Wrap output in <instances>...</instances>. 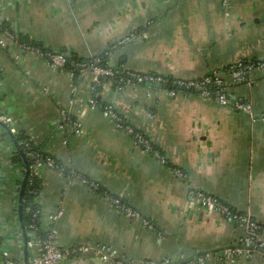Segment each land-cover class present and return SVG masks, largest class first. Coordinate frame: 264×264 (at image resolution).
Instances as JSON below:
<instances>
[{
	"label": "crops",
	"instance_id": "1",
	"mask_svg": "<svg viewBox=\"0 0 264 264\" xmlns=\"http://www.w3.org/2000/svg\"><path fill=\"white\" fill-rule=\"evenodd\" d=\"M0 21L45 47L81 57L131 37L112 54L113 64L129 71L201 78L241 59L264 60V0H0ZM231 86L250 112L201 93L171 95L136 83L121 89L107 83L99 91L103 103L160 147L174 166L169 167L91 106L88 73L76 78L13 40L0 46V264H22L34 255L18 215L24 170L11 159L15 144L9 129L26 132L61 165L141 213L128 218L81 179L42 166L36 200L42 224L54 228L60 246L104 244L118 250L125 264L165 259L200 264L196 259L202 255L205 264H264V250L252 258H220L242 229L194 203L191 194L217 195L264 223V76ZM62 109L81 123L80 133L61 126ZM57 211L61 214L51 221ZM62 264L116 263L87 253Z\"/></svg>",
	"mask_w": 264,
	"mask_h": 264
},
{
	"label": "built area",
	"instance_id": "2",
	"mask_svg": "<svg viewBox=\"0 0 264 264\" xmlns=\"http://www.w3.org/2000/svg\"><path fill=\"white\" fill-rule=\"evenodd\" d=\"M229 0H225L228 3ZM13 35L9 32L0 33V44L2 46H6L9 40L12 41ZM131 37H126L119 43H115L111 45L112 49H116L120 44ZM8 40V41H7ZM17 43V41H15ZM20 44V43H19ZM22 48L25 46L20 45ZM27 50H32L30 47H26ZM35 53L42 58L48 56L47 59L53 65L54 68L61 69L67 61L68 52L54 50L53 52H41L36 51ZM112 54H110L109 58L105 62V64L100 63L99 59L93 55L91 57L92 61L89 65L78 64L83 67V71L88 73L91 76V84L93 87L95 84L101 82L103 78L111 77L115 73H120V68L117 69L118 66L113 64ZM231 70L225 71L221 68H216L211 73H207L201 78H191V79H178L177 82L180 85L189 87V88H198L201 89V95L204 98L213 100L218 102L224 106H232L238 111H251V106L244 102L241 99L234 98L232 94V86L231 83H241L251 81L257 75L264 76V60H238L236 62L231 63ZM128 76L126 83L121 87H125L126 85L134 84L136 82H144V81H153V82H164L165 79L161 76H151L147 74L137 73L133 71H126ZM214 82L219 88L215 90L206 89L205 86L209 83ZM120 88V89H121ZM169 93L171 95H175L177 91L170 90ZM89 103L92 107H98L97 101L95 98L91 97ZM234 102V103H233ZM104 115L112 118L117 122L118 126L131 131V134L135 138V142L137 145L155 155L156 157H160L159 151H154L151 147L149 139L146 138L142 132H136L135 127L126 124L124 121V117L119 114L111 104H107L103 109ZM61 126H66L70 128L74 133H80L82 131L81 123L75 121L70 113L66 109L61 110ZM163 160V159H161ZM164 161V160H163ZM54 160H50L48 167H53ZM44 166L41 162L37 163V169ZM175 173L181 177L186 178V173L181 168H175ZM72 178L81 179L83 182L87 183L89 180L82 175H74ZM94 189H97L100 185L98 182L92 180L89 182ZM191 194L193 195L194 203L200 204L202 207L207 209V211L219 212L223 214L226 219L236 224L239 228L242 229V236L234 242L229 247L225 248L223 254L220 258L226 257L227 259H235L241 257H253L257 252L264 250V223H261L253 218V216L245 211H239L231 207L228 203L223 201L217 195L211 194L209 192L203 190H191ZM105 197L111 201L112 205L122 211V213L128 218H137L141 216V213L133 208L131 205H127L122 203L119 198H115L110 194H106ZM61 214V211H57L53 214L50 219L51 221H55L58 216ZM144 223L152 229H155L154 224L151 220L144 218ZM43 226V229L47 231L46 237L42 238L39 234L40 228L38 226H32L31 229V238L28 242V247L30 251H34V255L30 257L27 263L22 264H62L66 258H72L77 255H85L87 253H93L100 257L105 262H113L116 264H125L127 263L118 250L108 247L104 244H97L93 242H83L79 244H73L68 246H60L56 240V233L52 226ZM209 254H206L208 257ZM206 257L205 255L199 256L196 261L200 262V264H205ZM195 262H178L176 260L165 259L163 261H148L147 264H194ZM10 264H13L10 261Z\"/></svg>",
	"mask_w": 264,
	"mask_h": 264
},
{
	"label": "trees",
	"instance_id": "3",
	"mask_svg": "<svg viewBox=\"0 0 264 264\" xmlns=\"http://www.w3.org/2000/svg\"><path fill=\"white\" fill-rule=\"evenodd\" d=\"M10 32L13 35L12 40L17 41V43H20V45H24L25 48L23 47V50H26V47H30V49H34L36 51H41V52H53L54 50L48 47H45L41 41L34 40L26 35H21V34H16L13 32V30L10 28V26L5 22V21H0V33H7ZM0 46H2L0 44ZM117 49V48H116ZM116 49H112V47L106 48L104 51L101 53L95 55L100 63L105 64L107 59L109 58L110 54L113 53ZM64 51V50H63ZM48 56H45V59H48ZM91 56L89 57H81L75 52H69L67 55V61L64 64V66L61 68L66 71H70L75 75V77H80L83 71V67L78 65V64H85L89 65L92 61ZM248 60V59H244ZM231 63L224 65L221 67V69H224L225 71H230L231 70ZM120 68V73H115L111 77L103 78L100 83L95 84L94 90H93V95L92 97L95 98L97 101V104L100 108H104L107 104L103 103L101 99L97 96L100 90L104 88V86L107 83H111L112 86L116 89H120L125 83L128 78L126 74V70L123 67H117V69ZM213 70H211L209 73H211ZM137 72V71H133ZM137 73H142V74H147L151 76H161L165 79L164 82H153V81H144V82H136V84L147 86L152 89H166L168 91L170 90H175V91H181V92H192V93H201L202 90L198 88H189L183 85L178 84L177 77H173L171 75H161V74H156V73H151V72H137ZM245 82L241 83H232L233 85H240L244 84ZM217 84L214 82L209 83L205 86L206 89L209 90H215L219 88ZM234 103V102H233ZM136 132H141V130L136 129ZM9 132L12 135L14 144H15V150L13 151L12 154V161L15 164H18L22 166L24 170V177L23 179L19 182V191H21V185L23 181L25 182V188H24V193L22 197V223L25 226V229L27 231V235L30 238L31 237V229L32 226H38L40 228V236L42 238L46 237L47 231L43 229V224H42V212L40 210V207L37 203V195L41 192L42 189V179L38 173L37 169V163L41 162L44 166H49L50 160H54V165L52 168L57 169V170H62L64 172V175L68 178L71 179L74 175H82L85 177L82 173L78 172L77 170L73 168H68L64 167L59 163V161L53 157L49 152H47L41 145L36 144L33 139L24 131H19V132H12L9 129ZM143 133V132H142ZM146 135L145 133H143ZM146 138L149 139L151 147L154 151H159L161 159H163V163L169 167H174L168 160L167 158L164 157L162 154L163 152L160 150V147L153 143V141L146 135ZM173 169V168H172ZM90 181L93 179H90L88 177H85ZM87 182L86 186L102 195L105 196L106 194H110L111 196H114L115 198H119L122 203H125L128 205V203L123 200L120 196L115 195L113 193H110L106 188L103 186H99L97 189H94L91 184ZM111 202V201H110ZM112 204V203H111ZM19 211V210H18ZM19 215V212H18Z\"/></svg>",
	"mask_w": 264,
	"mask_h": 264
},
{
	"label": "water",
	"instance_id": "4",
	"mask_svg": "<svg viewBox=\"0 0 264 264\" xmlns=\"http://www.w3.org/2000/svg\"><path fill=\"white\" fill-rule=\"evenodd\" d=\"M24 188H25V182L23 181L22 185H21V191H20V197H19V204H18V212H19V219L21 221V225H22V228L24 230V236H25V239H26V247L27 249H29L28 247V238H27V231L25 229V226L23 225L22 223V197H23V193H24ZM28 251V250H27ZM28 262V259L25 261V263Z\"/></svg>",
	"mask_w": 264,
	"mask_h": 264
},
{
	"label": "rangeland",
	"instance_id": "5",
	"mask_svg": "<svg viewBox=\"0 0 264 264\" xmlns=\"http://www.w3.org/2000/svg\"><path fill=\"white\" fill-rule=\"evenodd\" d=\"M10 33V32H9ZM11 34V33H10ZM133 35V34H132ZM8 41V40H7ZM9 41H11V40H9ZM111 46V45H110ZM109 46V47H110ZM108 48V47H107ZM45 53V52H44ZM85 73V72H84ZM178 79H191V78H178ZM91 88L94 90V87H93V84H91ZM110 104V103H109ZM112 105V104H111ZM120 114V113H119ZM124 119V121L126 122V124H128V125H130V126H132L133 128H134V126L133 125H131V123L129 122V121H127V119L124 117L123 118ZM115 123H116V125H117V127H119L118 126V124H117V122L115 121ZM120 129H122V130H125V129H123V128H121V127H119ZM135 129H137V128H135ZM125 131H127L129 134H131V131H128V130H125ZM142 132V131H141ZM132 135V134H131ZM132 137H133V139H135L134 138V136L132 135ZM138 147H140L139 145H137ZM142 148V147H141Z\"/></svg>",
	"mask_w": 264,
	"mask_h": 264
}]
</instances>
